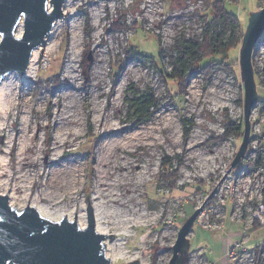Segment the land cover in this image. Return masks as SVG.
<instances>
[{
  "label": "rangeland",
  "instance_id": "rangeland-1",
  "mask_svg": "<svg viewBox=\"0 0 264 264\" xmlns=\"http://www.w3.org/2000/svg\"><path fill=\"white\" fill-rule=\"evenodd\" d=\"M217 1L243 32L261 8L260 0H69L76 17L62 11L52 50L38 49L27 77L2 80L1 168L21 179L6 186L7 178H0V195L20 186L15 205L28 204L54 190V174L75 176L70 194L62 191L53 209L83 215L86 227L87 204L92 210L103 203L104 243L125 257L114 264H168L180 227L202 205L176 264H264V107L258 103L245 154L229 168L243 135L240 46L227 54L230 70L215 66L183 88L156 69L170 73L177 42L201 39ZM21 33L20 27L17 37ZM134 51L155 63L138 62ZM254 81L257 102L264 103V89ZM133 93L151 95L157 104L141 125L127 113ZM111 128L120 129L117 136H100ZM59 135L67 144L50 153ZM46 154L57 159L49 169ZM21 155L29 167L21 165ZM99 177L107 187L98 192ZM256 224L258 231L245 234Z\"/></svg>",
  "mask_w": 264,
  "mask_h": 264
},
{
  "label": "water",
  "instance_id": "water-1",
  "mask_svg": "<svg viewBox=\"0 0 264 264\" xmlns=\"http://www.w3.org/2000/svg\"><path fill=\"white\" fill-rule=\"evenodd\" d=\"M64 2L65 0H0V82L9 74H26L33 51L45 47L54 22L64 18ZM19 25L22 33L17 37L16 29ZM263 30L264 5L251 13L239 49L244 105L243 135L230 169L240 163L250 138V115L257 104L252 54ZM214 190L215 188L208 197L213 195ZM200 208L180 227L168 264H176L179 254L186 251V237ZM86 212L87 226L80 229L75 223V216L74 222L66 219L49 222L38 217L28 207L15 212L9 206L7 197L0 195V264H110L103 252L106 238L95 232L89 204Z\"/></svg>",
  "mask_w": 264,
  "mask_h": 264
},
{
  "label": "trees",
  "instance_id": "trees-1",
  "mask_svg": "<svg viewBox=\"0 0 264 264\" xmlns=\"http://www.w3.org/2000/svg\"><path fill=\"white\" fill-rule=\"evenodd\" d=\"M209 17L210 23L206 26L199 41H179L174 46V55L170 56V73H166L163 67L156 66L163 79H170L179 88H183L188 81L199 75H205V73L207 75L215 66L230 70L231 64L225 62L227 54L230 50L241 45L243 29L239 20L227 11L224 3L220 1L212 4ZM134 56L138 62L146 60L155 63V59L141 56L135 51ZM160 56L161 51L159 49L158 59ZM257 103L264 107V103ZM126 104L127 113L133 117L136 125L147 122L157 106L151 95L143 93H133L132 97L126 100ZM260 228L261 225L256 224L253 229L245 232V234H252ZM230 246L228 245L227 249Z\"/></svg>",
  "mask_w": 264,
  "mask_h": 264
},
{
  "label": "bare ground",
  "instance_id": "bare-ground-1",
  "mask_svg": "<svg viewBox=\"0 0 264 264\" xmlns=\"http://www.w3.org/2000/svg\"><path fill=\"white\" fill-rule=\"evenodd\" d=\"M73 0H70V2H72ZM72 5L69 3V0H65L63 6H62V11L64 13V15H66L67 13H69V20H72L76 17V15L73 12L74 9L71 10ZM58 23L59 21L54 22L53 24V28L50 34V37L47 39L46 45L44 47V50L46 52L52 50L53 46H52V38L55 35V33L58 30ZM20 30V25L17 27L16 29V36L19 33ZM77 48V44L76 42L73 43V48H72V62H75L76 60V56L74 55L75 49ZM38 52L37 50H34L32 55H31V59H30V63H29V67L27 69L26 75L25 77H27L29 75V73L31 72V70L33 69V63L35 61V57L36 54ZM7 78V77H6ZM4 78L3 81L6 79ZM3 81L0 82V101L2 98V84ZM3 111V107H2V103L0 102V112ZM0 127H1V123H0ZM120 129H115V128H111V129H106L103 130L100 134V136H103L105 138H113L115 136L118 135ZM25 143H27L28 137H25ZM59 140H56L54 142L53 147L50 148L49 152L53 153L54 151H56L57 149H61L63 146H65L67 144L66 141H63L62 135H59L58 137ZM24 151H28V147L25 146ZM19 162L21 163V165L25 168L29 167V158L26 156L21 155ZM44 164L46 165V168L49 169L50 167L54 166L57 164V159H50L49 158V154H46V160L44 162ZM5 166V160L3 158H0V178H7V183L6 186L9 185V183L14 182L16 183L18 180L21 179V176H8L6 174V172L3 171V169L1 167ZM102 168L106 169L107 167V163L104 162L101 165ZM120 172H126V168L125 167H120ZM68 177L66 178V176H64L63 173L58 172L56 174H54L52 180L50 181L51 183L54 184V190L49 192V191H45V195L47 196V198H42V199H38L37 197L34 198L30 203L28 204H23L22 199L20 200V203L18 205H15V202L18 200V193H23L22 189L20 186H15L13 189V194L12 195H8L7 199L9 201V206L15 211V212H21L24 208H31L35 211V213L38 215V217L47 220L49 222H59L62 219H66L69 222H71L72 220H74V216H75V221L77 226L80 229H84L85 228V222H84V218L83 215L78 214L75 215L74 212H66V211H62V210H54L53 208L58 207L61 202L64 199V194H60L62 191L63 192H67L68 194H70V191L73 189L76 180H75V176L73 177V179L71 180L70 178V174L67 173ZM28 180H31L30 178H27ZM33 183V181H31V184ZM32 187V186H31ZM107 187V184L103 181L102 177H99L98 182H97V188H98V192L99 191H103L104 188ZM50 186L47 188L49 189ZM28 196L24 195V199H27ZM61 198V199H60ZM111 203L113 204H117V200H116V194L111 193L110 194V198ZM45 200H48V202L50 203L48 206L45 205H41L39 203L41 202H45ZM101 207H103V203H99L96 206L92 207V215H93V219H94V228H95V232L97 234L106 236L108 233V222L105 221V217H103V211L101 209ZM126 225H128V222H126ZM104 249H105V257L107 259H109L110 264H114L118 259H124L125 257L122 256V254L116 250L114 248L113 244H110L108 242L104 243ZM129 259V258H128Z\"/></svg>",
  "mask_w": 264,
  "mask_h": 264
},
{
  "label": "built area",
  "instance_id": "built-area-1",
  "mask_svg": "<svg viewBox=\"0 0 264 264\" xmlns=\"http://www.w3.org/2000/svg\"><path fill=\"white\" fill-rule=\"evenodd\" d=\"M261 6L264 5V0H260ZM252 66L254 76L257 78V83L260 88L264 89V30L262 32L260 40L256 43L252 54ZM235 243H233L234 245ZM232 245V246H233ZM232 246L225 252V257L229 258V253L232 250Z\"/></svg>",
  "mask_w": 264,
  "mask_h": 264
},
{
  "label": "crops",
  "instance_id": "crops-1",
  "mask_svg": "<svg viewBox=\"0 0 264 264\" xmlns=\"http://www.w3.org/2000/svg\"><path fill=\"white\" fill-rule=\"evenodd\" d=\"M229 244H230V243H229ZM229 244H228V245H229ZM228 245H227V246H228Z\"/></svg>",
  "mask_w": 264,
  "mask_h": 264
}]
</instances>
